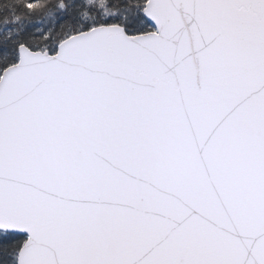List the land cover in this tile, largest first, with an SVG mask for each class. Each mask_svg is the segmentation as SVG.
<instances>
[{
    "label": "snow or ice",
    "instance_id": "1",
    "mask_svg": "<svg viewBox=\"0 0 264 264\" xmlns=\"http://www.w3.org/2000/svg\"><path fill=\"white\" fill-rule=\"evenodd\" d=\"M0 264H264V0H0Z\"/></svg>",
    "mask_w": 264,
    "mask_h": 264
}]
</instances>
